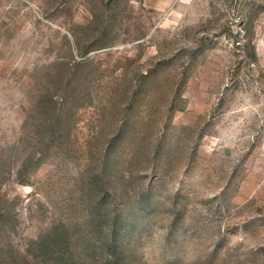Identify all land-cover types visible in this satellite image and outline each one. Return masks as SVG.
Here are the masks:
<instances>
[{"label":"rangeland","instance_id":"obj_1","mask_svg":"<svg viewBox=\"0 0 264 264\" xmlns=\"http://www.w3.org/2000/svg\"><path fill=\"white\" fill-rule=\"evenodd\" d=\"M0 264H264V0H0Z\"/></svg>","mask_w":264,"mask_h":264}]
</instances>
